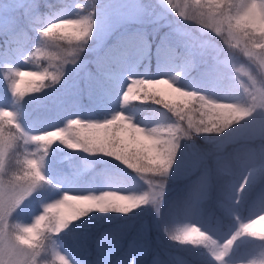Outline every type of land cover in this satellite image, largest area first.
<instances>
[{"label":"rangeland","instance_id":"1","mask_svg":"<svg viewBox=\"0 0 264 264\" xmlns=\"http://www.w3.org/2000/svg\"><path fill=\"white\" fill-rule=\"evenodd\" d=\"M185 2L188 4L187 11L191 15L199 8L195 1L190 0H179L180 6L183 7ZM36 3L38 10H41V28L57 19L94 13V32L84 46L85 50L79 54L77 63L67 65V77L63 76L58 84L31 95V98L42 99L35 101V109L28 114L27 121L19 123L23 132L29 136L39 131L45 132L63 127L73 118L98 121L109 119L117 112L125 113L135 123L146 128L173 122L172 119H168L165 112L151 119L146 112H142L144 105L139 102L122 105L121 97L130 78L158 79L170 74L171 80L173 79L177 86L203 93L216 100L230 101L237 94H242L232 64L248 66L247 57L242 53L230 52L223 45V41L217 39L215 33H211L210 29H202V25L195 20L179 17L178 13L167 4V0H36ZM11 7L12 0H0V12L7 11ZM23 20L25 19L20 21L19 28L24 24ZM0 31L9 34V39L13 38L12 31L4 24H0ZM125 32L128 34L126 42L115 40L117 35ZM157 32L162 43L166 40L174 45L179 44L186 50L195 52L196 59L203 55L204 66L184 73V65L170 60L162 49V44L155 45L152 54H147L150 50L148 36ZM212 35L214 37H211ZM112 42L119 43L118 56H115L116 46ZM29 57V49L20 42L6 41V45L0 49V62L8 68L18 67L24 71L38 72L45 70L41 63ZM93 66L100 67L101 72L97 73L92 69ZM113 66L122 72L120 79L114 74ZM4 76L0 65V108L14 111L7 99L10 92L8 82L6 79L1 81ZM25 77L36 79L27 75ZM241 79L246 81L247 77L242 76ZM69 80L72 81L67 83ZM157 87L165 91L167 98H174L176 95L171 93L168 87L163 88L160 85ZM98 88L102 92L109 88L107 98L109 107L102 115L91 107L99 95ZM46 95L47 101H45ZM261 124H264V113L257 112L251 118V124L242 122L218 134L211 156L204 153L205 145L198 146L186 138L183 139L171 173L167 177L169 179L166 178L164 193L158 206L159 212L152 204L142 206L148 216L139 222L129 238H124L126 224H113L104 232V238L99 242L102 252L97 254L94 263L107 264L110 259L109 252L121 246L126 239V245L120 253H124L125 248H131L128 249L129 252L141 251L150 245L151 264H211L194 248H191L192 251L181 250L179 241L170 240L165 229L173 231L176 228L182 231L185 224L198 225L219 244H223L235 232L238 227L236 219L226 224L216 215L214 203L204 198L213 188L210 179L213 168L216 166L221 169L220 160L228 161L225 158L228 151L235 146L252 142H255L256 149H259L261 144L259 138L252 140L250 137L253 127ZM5 127L14 129V125H5ZM18 146L24 148L25 153L35 151L37 148L35 144L25 145L22 140L18 142ZM247 154L242 155L241 159ZM47 156V169L44 166L43 172L48 183L37 189L16 209L10 217L11 225L31 224L45 204L59 199L65 193L88 194L111 190L141 194L148 190V185L137 174H132L129 181L111 179L103 175L99 181L92 176L76 179L74 174L79 165H83L82 161L66 160L65 155L54 149L50 150ZM11 164L12 159L9 166ZM10 168L9 172L14 171ZM222 171L232 173L231 164L229 163V167ZM248 173L249 166H241L239 173L226 177L223 183L219 184L221 195L212 197V200L222 207L228 202L229 194L234 200L235 189ZM194 178L191 199L184 206H179L174 199L178 188ZM250 181L251 178L245 190L252 186ZM229 185H232L231 193H229ZM205 205L209 206L206 215L203 213ZM239 208L240 203L235 205V213L232 216H239L246 222L248 218L257 214L259 204L251 205L245 214H241ZM223 209L225 210L224 207ZM60 211L68 213L70 210L62 208ZM177 215H180L182 225L177 223ZM152 236L154 239H151ZM258 244L262 246L264 253V242H246L244 246H239L234 252L231 251L225 258L224 264H251L252 261H260L255 255ZM64 256L71 264H85L84 257L78 253H65ZM124 260L125 256H122L115 259L112 264H125Z\"/></svg>","mask_w":264,"mask_h":264},{"label":"snow or ice","instance_id":"2","mask_svg":"<svg viewBox=\"0 0 264 264\" xmlns=\"http://www.w3.org/2000/svg\"><path fill=\"white\" fill-rule=\"evenodd\" d=\"M262 2L264 0H257V4ZM167 4L175 13H178L179 17L191 16L187 11V2L183 7L180 6L179 0H167ZM251 5L252 0H231L230 3L225 0L224 11L235 15L237 11L246 10ZM93 14L57 19L38 30L42 44L36 47L35 52H31L32 56L44 54L46 49H55L47 58L57 63L53 65L51 72L47 69L38 72L24 71L18 67L8 68L5 79L9 82L11 94L17 103L27 96L41 93L46 88L58 84L65 75V65L77 63L83 44L92 37ZM33 17H35L36 23L41 22L36 0H12V7L7 11L0 12V24L9 28L15 37L23 31L19 28L20 21L22 19L31 21ZM67 20L77 21L76 27L86 26L87 36H81L78 32L73 31V25L66 26L63 31L53 29V25ZM209 23L211 24L212 21ZM233 31L235 34L243 30L234 28ZM253 35L254 39L241 46V53L247 57L248 66L232 64L233 71L237 73V81L247 95L248 101L240 103L233 100H217L221 103H236L239 108L232 119L223 126H209L208 118L204 115V108L195 103L200 95H207L181 88L167 77L158 79L130 78L121 97L122 105L133 102L152 103L162 107L175 118L174 123H160L151 128L135 123L123 112H117L111 118L103 121L73 118L68 120L63 127L29 136L23 132L18 123L17 112L8 108H0V264H57V262L58 264H69L68 259L55 250L52 252L51 260L43 261L41 259L42 253L46 251L45 242L50 240L53 235H59L69 225L56 228L44 225L43 222L36 219L44 213L46 207L54 205L65 194H68V198L83 197L84 199H80L76 203L79 207L89 209L86 215L93 211L128 214L149 204L155 206L159 212L158 206L164 193L166 178L171 173L182 138H191L193 134H220L242 122L251 124V118L257 112L264 113V78H261V73L264 72V49L257 47L259 36L254 33ZM237 40H239V36H237ZM62 41H67L68 47H62L59 43ZM26 75L36 79L27 81L26 86L22 88V78ZM242 76L247 77V80H242ZM46 80H50L51 83L46 84ZM147 80L157 81V83L146 84L140 87V93L143 94L137 93L138 82ZM158 85H167L171 93L176 94L175 97L167 98L165 91L158 88ZM178 88L181 90L177 91ZM185 93H196L197 95L194 97L185 95ZM5 125H14V129L6 128ZM135 129L144 131L141 133ZM33 137L40 139H33ZM256 138L261 141L259 149L251 148L246 157L239 161L241 166H249V173L235 189V199L233 200L229 194L228 202L223 204L229 215L235 213V205L240 203L241 194L249 185V178L253 184L264 181V124L253 127L250 139L255 140ZM20 140L25 145L35 144L37 148L35 151L26 152L22 160L17 159L18 167L9 172L11 154ZM165 140L167 141L166 154L161 150V144ZM56 143H60L70 150L82 151L91 155L102 154L113 158L143 179L148 185V190L141 194L114 191L120 193V196L106 198L103 203L93 197H101V193L108 191L88 194L65 193L59 199L45 204L41 213L34 218L31 224L11 225L10 217L16 209L37 189L48 183L43 172L44 161L49 149ZM86 148L88 150H85ZM127 161H132L134 166H128ZM220 167L221 170L229 167V162L220 160ZM231 190L232 185H229V193ZM262 216H264V196L261 197L257 214L248 218L246 222L242 221L239 216H235L238 228L223 244H219L209 233L194 224H185L179 235L173 234L172 229L166 228L165 231L173 241L208 249L217 264H224L225 258L237 240L247 238L264 242V236H254L248 229L250 224ZM69 218L74 221L78 220L70 212L60 211L59 220L61 223ZM251 264H264V259L252 261Z\"/></svg>","mask_w":264,"mask_h":264},{"label":"trees","instance_id":"3","mask_svg":"<svg viewBox=\"0 0 264 264\" xmlns=\"http://www.w3.org/2000/svg\"><path fill=\"white\" fill-rule=\"evenodd\" d=\"M195 1V0H190ZM94 29V28H93ZM33 35H35V32H31L29 35L24 36L23 38H15L17 41H20L24 46L28 47L30 52H35L36 47L40 46L42 42H39V39H33L31 38ZM127 33H124L121 35L120 39L122 41L126 40ZM258 35V33H257ZM211 37H214L213 35ZM0 46L2 45V36L0 37ZM217 39H220L218 37ZM150 43V50L149 53H152V48L156 44H162V47L164 51L169 55V57L173 61H181L182 63H185L186 70L191 71L195 70L197 67L204 65L203 61V55H201L198 59H196V53L190 52L186 50L183 46L177 44L174 45L170 43L169 41H164L162 43L161 38L158 37L157 33H150L147 39ZM62 47H68L67 41L59 42ZM55 49H46L44 51V54H38L37 56H32L34 59L38 60L40 63H42L45 68L51 72L53 71V65H55L57 62L50 61L47 56L54 52ZM32 54V53H31ZM117 56V55H115ZM95 71L101 72V69L97 66L94 67ZM6 68H4V71L7 73ZM114 74L117 77H121L122 73L113 67ZM67 72V65H65V75ZM23 82L21 84V87L26 86V82L29 80H34L31 78H22ZM8 82V81H7ZM45 83H51L50 80H46ZM9 86V82H8ZM108 88L105 92H102L99 97V101L93 105V109L96 110L99 114H103L104 110L108 108L109 103L106 99ZM8 101L12 104L14 111L17 112V119L23 120L31 111H34L35 108H32L33 99L30 96L25 97L22 101L17 103L15 98L12 96L11 91L7 95ZM41 99V98H40ZM45 101H47V95L45 98ZM140 103V102H139ZM141 105H144V108H142V112H146L148 116L153 119L154 116H156L159 113L165 112L168 116V119H172L174 123L175 118L171 116V113H167L166 110H164L162 107L157 106L152 103H140ZM84 120V119H82ZM99 121H103L102 119ZM218 134H209V135H195L193 134L191 138L188 139L191 143L200 145V146H206L205 149H203L208 156L212 155V150L215 147V139L218 137ZM182 138L180 141V147L178 149V152L181 148ZM255 142H252L251 144H244L241 146H235L230 151H228L225 154V158L228 160V162L232 166V170L234 173H238L241 170V165L239 161L241 160L242 155L249 153V150L251 148H256ZM58 150L63 152L67 155V157L73 161V159H78L79 161L83 162V165H80L77 172L74 174L75 178L80 179L82 176H92L96 180L100 179L101 175H104L108 178L116 179V180H123V181H129L132 174H136L135 172L131 171L127 167H125L120 162L114 160L113 158L104 156L102 154H86L82 151H76V150H70L66 146L56 143L51 146L50 150ZM24 150L20 148L19 153L17 156H13V163L11 164L10 169L16 170L18 165L16 164L17 159H23V152ZM177 152V155H178ZM177 157V156H176ZM212 160V158H211ZM47 156L45 157L44 164H47ZM211 182L213 183L212 191L209 193V197H215L217 193H219L221 190H219V184L223 183V180L232 174L222 172L221 169L218 167H214L211 172ZM169 179V178H167ZM181 181V180H178ZM182 182V181H181ZM195 178L182 186L178 188L177 194L174 196L175 203L178 205H184L191 197V189L194 186ZM182 191V192H181ZM264 196V181L256 182L255 184L252 183V186L248 190H245L244 193H242V207L240 208L241 213H245L248 209L249 205L251 204H260L261 197ZM208 197V198H209ZM205 198V199H208ZM142 207V206H141ZM138 208L133 210L132 212L128 214H120L115 212H108V213H100L98 211H93L89 213L88 215L79 218L78 220L74 221L72 224L69 225V227L65 230H63L59 235H53L50 240H47L45 242L46 251L42 253V260L48 261L52 258V252L55 250L56 252L64 255L65 253L68 254L69 252H75L80 255H82L85 259V264H95L94 260L97 257V254L101 253V248H99V242L104 238V231H107L113 224H126L124 226V238H128L133 234L135 229L137 228L139 222H141L145 217L148 216L147 213H145V210L142 208ZM218 209L216 211V215H218L219 219L222 221H225L229 223L231 220H233V216L229 215L222 206L217 205ZM208 213V209H204V214L206 215ZM177 221L179 225H182L180 220V215H177ZM17 225V224H15ZM182 231L180 229H174L173 234H181ZM169 237V235H168ZM151 239H154L152 236ZM170 239V238H169ZM125 240V239H124ZM171 240V239H170ZM173 241V240H172ZM249 243L254 240H250L247 238H241L236 241L231 251L235 249V246L237 243H240L238 246H244L246 242ZM176 242V241H175ZM244 242V243H243ZM182 246L181 250H187L190 251L191 248H194L195 250L199 251V255L205 258L208 262L211 264H217V261L214 259V257L211 255L208 249L202 247V246H194L192 244H185L179 242ZM124 245H126V240L123 242L121 246H119L115 250H111L109 252L110 259L107 264H112L115 259H118L122 256H125V264H151V250L148 247L143 248L141 251H132L129 252L128 248H125L124 253H120L123 249ZM256 256L258 259L262 260L264 259V253L262 252V248H257L256 250ZM58 264V262H57ZM70 264V263H69Z\"/></svg>","mask_w":264,"mask_h":264},{"label":"clouds","instance_id":"4","mask_svg":"<svg viewBox=\"0 0 264 264\" xmlns=\"http://www.w3.org/2000/svg\"><path fill=\"white\" fill-rule=\"evenodd\" d=\"M230 3L231 0H228ZM199 8L185 19H193L198 24L202 25V29H210L211 33H215L216 37H220L223 45L227 47L230 52L241 53V46L246 45L249 40L254 39V34L258 33L259 43L257 47L264 49V2L257 4V0H252V5L243 11H237L235 15H231L224 11L225 0H195ZM209 21H212L210 24ZM234 22V23H233ZM77 21L67 20L59 24L53 25V29L63 31L66 26L73 25V31L78 32L81 36H87L88 30L84 25L76 27ZM235 29H242L243 31L235 33ZM51 31V30H49ZM239 36V40H237ZM90 40L87 39L82 46L81 51L85 50L84 46ZM261 78H264V72L261 73ZM157 83V81L147 80L139 81L137 86V93H140V87L149 84ZM241 87V86H240ZM181 89H177L180 91ZM143 94V93H140ZM185 95L196 96V93H185ZM233 101L240 103H247L248 97L242 90V94H237ZM195 103L204 108V115L208 118L207 123L209 126H223L232 119L233 115L239 111L236 103H221L217 100H211L207 96L200 95ZM143 133V129H135ZM155 131V130H153ZM163 134V133H161ZM46 135V134H45ZM33 139H40L33 137ZM85 150H88L87 148ZM163 153H167V141L161 144ZM128 166L133 167L132 161H127ZM120 196V193L108 191L101 193V197H93L98 202L103 203L106 198H114ZM84 199L83 197L68 198V194L62 196L54 205H49L44 209V213L36 217L37 220L43 222L44 225L55 226L56 228L67 227L74 222L73 219H65L62 223L59 220L61 208L69 209L75 219L86 215L89 209L79 207L76 201ZM259 226V227H257ZM249 231L254 236H264V216L260 217L248 226Z\"/></svg>","mask_w":264,"mask_h":264},{"label":"bare ground","instance_id":"5","mask_svg":"<svg viewBox=\"0 0 264 264\" xmlns=\"http://www.w3.org/2000/svg\"><path fill=\"white\" fill-rule=\"evenodd\" d=\"M160 52H161V51H160ZM177 62H179V61H177ZM165 77H167V78H169V79L172 78L170 74H167ZM172 80H173V79H172ZM160 86L163 87V88H167V87H168L167 85H160Z\"/></svg>","mask_w":264,"mask_h":264}]
</instances>
